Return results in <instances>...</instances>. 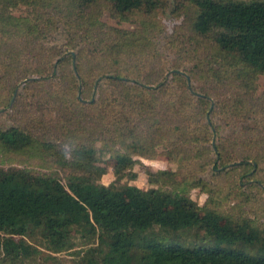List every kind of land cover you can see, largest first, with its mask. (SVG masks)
<instances>
[{
    "label": "trees",
    "instance_id": "obj_1",
    "mask_svg": "<svg viewBox=\"0 0 264 264\" xmlns=\"http://www.w3.org/2000/svg\"><path fill=\"white\" fill-rule=\"evenodd\" d=\"M55 1L0 0V37L12 41L9 51L20 47L22 54L26 50V55L31 54L41 63L58 58L55 48L54 54L53 50L39 48L44 36L39 19L14 14L23 6L38 13ZM67 2L70 14L77 17L90 14L101 2L108 3L111 11L121 17L136 11L150 14L163 4V0ZM191 5L194 12L189 26L193 35L210 39L214 52L228 69L241 72L238 79L243 81V88L249 89L258 76L264 75V0H192ZM78 27L83 39L90 43L100 36L97 23ZM138 42L139 39L131 44ZM127 45L114 42L108 55L91 59L81 49L77 56L68 52L57 65L54 62L42 70L36 64L38 75L45 78L57 67L62 84L76 85L73 73L77 72L83 86L82 100L72 96L70 102L76 101L87 115H80V125L66 126L62 140L56 144L37 140L20 128L0 131L1 153L39 157L47 168L67 172L65 184L52 172L19 167L0 170V264H27L40 256L32 243L38 237L46 243L47 250L59 254L77 236L90 248L79 252L71 264H264V226L253 220L225 218L208 206L210 198L200 206L192 199L191 191L203 187L208 194L207 186L189 176L190 172H154L143 166L153 188L137 192L121 184L126 178L136 180L134 169L140 163L136 156L153 159L155 148L164 142L168 151L182 159L186 157L182 166L194 167L208 150L198 149L189 155L186 145L191 139L201 143L210 140L208 125L204 124L210 96L194 104L186 93L187 81L179 74H174L172 86L153 83L149 78H145L147 89L130 86L128 82L138 80L112 65L118 64ZM108 59L112 61L106 65ZM72 64L73 73L69 74ZM101 78H106L109 90L101 85ZM96 87L99 98L92 102ZM57 90L62 93L64 88ZM133 104L140 109L137 122L123 112ZM121 107L125 108L120 110ZM144 110L156 112L157 118ZM222 140L218 147L220 169H228L247 152L231 173L263 171L264 138L233 145L230 140ZM66 145L71 149L70 159L66 157ZM257 149L263 155L259 159L250 155ZM106 154L115 161L116 181L109 186L99 181L106 169L97 165L99 157L102 163ZM211 244L214 247H209ZM223 246H237L252 253Z\"/></svg>",
    "mask_w": 264,
    "mask_h": 264
},
{
    "label": "rangeland",
    "instance_id": "obj_2",
    "mask_svg": "<svg viewBox=\"0 0 264 264\" xmlns=\"http://www.w3.org/2000/svg\"><path fill=\"white\" fill-rule=\"evenodd\" d=\"M191 1L163 0L162 6L153 13L136 11L123 17L113 13L111 6L106 2H101L98 8L90 11V14L87 15L86 12L85 16L77 17L70 14L67 0L51 2L38 13L23 6L14 14L39 19L40 29L44 35L39 41V48L44 47L45 50L55 48L59 55L54 59L55 65L68 52L77 56L81 49L87 58L91 59L102 54L108 55L107 50L114 42H122L129 45L125 47V53L119 56L118 64L112 65L115 69L122 68L124 74L129 73L130 77L138 80L128 82L130 86L147 89L145 78H149L153 83L172 86L174 74H179L187 81L186 93L193 103L210 96L207 98L210 108L204 120L210 131V140L201 143L191 139L186 145L190 148L189 155L198 149L208 150L207 156L196 165L197 168L192 167L193 165L182 166L186 157L182 159L168 151L169 146L164 142L155 148L156 156L153 159L136 156L135 159L140 161L134 169L137 174L136 180L126 178L121 184L130 185L137 192L153 188L148 182L143 166H149L154 172L171 171L181 175L190 172L189 176L195 177L193 179L200 180L207 186L208 194L204 192L203 187L191 191L192 199L200 206L205 205L210 198L208 206L225 218H232L238 222L245 219L253 220L255 224L263 227L264 164L263 171L256 174L255 171L244 174L245 171L237 170L231 173L239 167L242 158L247 156V152H244L238 161L229 165L228 169H220L218 147L222 139L230 140L233 145L238 141L246 144L258 137L264 138V75L258 76L249 89L243 88V81L238 79V76L242 75L241 72L225 66L226 63L214 52L211 40L198 39L193 35L189 26V17L194 12ZM88 22L97 23L98 28H101L98 30L100 36L93 43L84 40L78 31V25H86ZM122 36L125 42L122 41ZM137 39L138 43L131 44ZM9 45H12V41L0 37V131L20 128L30 132L37 140L59 143L63 138L64 128L80 125V115H87L76 101L70 102L72 96H75L77 101L82 100L80 90L83 86L80 75L75 71L73 73L72 64L68 72L74 74L76 85L60 83L57 67L53 68V73L47 78L41 77L37 73L36 64H40L42 70L54 62L49 60L41 63L31 54L26 55V50L22 54L20 47L17 51H9ZM54 52L53 50V54ZM112 60L108 59L104 63L109 65ZM12 79L14 81L11 82ZM100 81L105 90H109V86L105 85L106 78H101ZM122 82L127 83V80L123 79ZM58 88H64L63 92H58ZM56 90L60 96L56 95ZM98 98L96 87L92 102ZM137 107L139 105L133 104L123 111L134 122L140 120L138 115L140 109ZM122 108L125 107L119 109ZM144 112L157 118L156 112L152 110L151 114L148 110ZM66 146V157L70 159L71 149L69 145ZM261 154L259 149L250 153L253 158L258 156V159L263 156ZM97 165L106 169V174L99 181L106 186L115 183V161L110 155L106 154L102 163L99 157ZM47 166L39 157L5 155L0 152V170L19 167L52 172L66 184L67 172L56 167L49 169ZM194 169H197V172H194ZM32 243L41 254L27 264H71L77 260L79 252L90 248L80 236L75 237L66 251L59 254L47 250L46 243L40 237ZM211 245L209 247H214L215 244ZM222 248L242 249L252 253L237 246Z\"/></svg>",
    "mask_w": 264,
    "mask_h": 264
}]
</instances>
